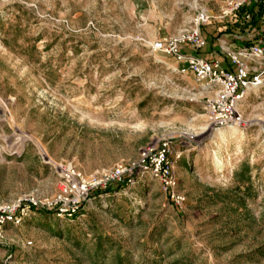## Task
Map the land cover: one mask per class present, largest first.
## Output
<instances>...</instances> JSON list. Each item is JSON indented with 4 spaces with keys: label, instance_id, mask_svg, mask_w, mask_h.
I'll list each match as a JSON object with an SVG mask.
<instances>
[{
    "label": "rangeland",
    "instance_id": "1",
    "mask_svg": "<svg viewBox=\"0 0 264 264\" xmlns=\"http://www.w3.org/2000/svg\"><path fill=\"white\" fill-rule=\"evenodd\" d=\"M223 1L0 0V216L52 200L64 167L131 169L71 215L6 220L0 264H264V67L241 125L220 127L213 93L144 42L201 9L207 51L257 36ZM165 142L172 188L141 163Z\"/></svg>",
    "mask_w": 264,
    "mask_h": 264
},
{
    "label": "built area",
    "instance_id": "2",
    "mask_svg": "<svg viewBox=\"0 0 264 264\" xmlns=\"http://www.w3.org/2000/svg\"><path fill=\"white\" fill-rule=\"evenodd\" d=\"M252 0H224L220 8V19H238L241 8L247 7ZM264 3V0H263ZM211 16L205 10H199L190 23L175 34L160 37L154 41L144 40L152 53L173 58L181 66L182 72L193 75L202 88L211 91L213 97L208 101V115L211 121L220 127L240 126L241 116L237 107L244 100L251 87L261 84L260 69L264 67V25L259 27L254 41L235 49L222 50L227 66L223 67L217 57H203L199 52L205 46L202 27L210 22ZM243 23L250 20L245 13L239 18ZM169 143L160 144L154 154L143 152L141 163H147L153 175L162 180L167 188L175 185L168 161ZM131 169L118 164L104 178L96 175L84 177L72 166L61 169L58 191L49 201L24 200L18 202L14 211L0 216L1 225L6 220L20 224L22 216L30 210H50L61 214H73L97 191L111 185L123 184Z\"/></svg>",
    "mask_w": 264,
    "mask_h": 264
},
{
    "label": "trees",
    "instance_id": "3",
    "mask_svg": "<svg viewBox=\"0 0 264 264\" xmlns=\"http://www.w3.org/2000/svg\"><path fill=\"white\" fill-rule=\"evenodd\" d=\"M245 13L250 14V20L247 22L249 24L250 28L246 32L252 31L255 28H259V19L264 16V3L263 0H252L251 4L247 7H243L240 9L238 13V18H241V16ZM264 24V20H263ZM245 32V33H246ZM241 36L244 35V32H241ZM122 186V184L117 185H111L107 188V191H112L113 189H118ZM263 250V249H262ZM262 250H259L260 254H263ZM98 255V253H96ZM121 264H124V260ZM126 264V263H125Z\"/></svg>",
    "mask_w": 264,
    "mask_h": 264
},
{
    "label": "crops",
    "instance_id": "4",
    "mask_svg": "<svg viewBox=\"0 0 264 264\" xmlns=\"http://www.w3.org/2000/svg\"><path fill=\"white\" fill-rule=\"evenodd\" d=\"M255 29H253L251 33H253V32L257 33L259 28L258 29L255 28ZM245 35H247V34H245ZM254 35H255V33H254ZM203 36H204V39H206V40H209V38H210V36L207 35L206 33H204ZM242 36H244V35H242ZM242 36L240 38H242ZM253 39L254 38H252V39L244 38L243 40L241 39L240 41L238 40V41H234V42H230V43H228L226 41H222V42H220V44H217V45L213 44L212 45L213 46L212 51L205 50L206 49L205 48L206 47V42H207V41H205V46H204L203 50H201L199 52V55H201L203 57H207V58L208 57H212V56L217 57L221 61L222 66L226 67L227 66V61L224 58V54H223L222 50L227 48V47L228 48H238V47L246 46V45L249 44L250 40L254 41Z\"/></svg>",
    "mask_w": 264,
    "mask_h": 264
}]
</instances>
